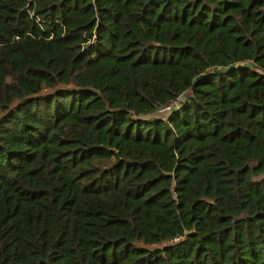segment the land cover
Returning <instances> with one entry per match:
<instances>
[{"label": "trees", "instance_id": "16d2710c", "mask_svg": "<svg viewBox=\"0 0 264 264\" xmlns=\"http://www.w3.org/2000/svg\"><path fill=\"white\" fill-rule=\"evenodd\" d=\"M0 264H264V0H0Z\"/></svg>", "mask_w": 264, "mask_h": 264}, {"label": "rangeland", "instance_id": "374dc122", "mask_svg": "<svg viewBox=\"0 0 264 264\" xmlns=\"http://www.w3.org/2000/svg\"><path fill=\"white\" fill-rule=\"evenodd\" d=\"M180 101H178V103L180 104L181 101L183 100V97L181 99H179ZM168 111L166 112H153V113H150V114H147L146 117H165L167 115ZM162 245L161 243H152V244H148L146 245V247L148 248H154V247H157V246H160Z\"/></svg>", "mask_w": 264, "mask_h": 264}, {"label": "built area", "instance_id": "2783aa9c", "mask_svg": "<svg viewBox=\"0 0 264 264\" xmlns=\"http://www.w3.org/2000/svg\"><path fill=\"white\" fill-rule=\"evenodd\" d=\"M178 101L179 99L176 98L174 100H171L170 102H168L167 104H164L162 106H160L158 109H157V112H166V111H169L173 106H176L178 104ZM177 239V238H175Z\"/></svg>", "mask_w": 264, "mask_h": 264}, {"label": "water", "instance_id": "95a60500", "mask_svg": "<svg viewBox=\"0 0 264 264\" xmlns=\"http://www.w3.org/2000/svg\"><path fill=\"white\" fill-rule=\"evenodd\" d=\"M218 71H219L218 69L215 70V72H218Z\"/></svg>", "mask_w": 264, "mask_h": 264}]
</instances>
